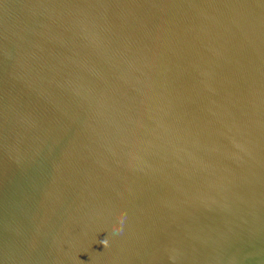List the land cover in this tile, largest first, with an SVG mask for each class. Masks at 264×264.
<instances>
[{"label": "water", "instance_id": "obj_1", "mask_svg": "<svg viewBox=\"0 0 264 264\" xmlns=\"http://www.w3.org/2000/svg\"><path fill=\"white\" fill-rule=\"evenodd\" d=\"M0 264H264V0H0Z\"/></svg>", "mask_w": 264, "mask_h": 264}]
</instances>
